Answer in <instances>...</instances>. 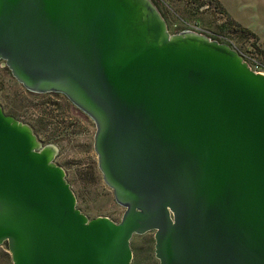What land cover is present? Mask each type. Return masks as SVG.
<instances>
[{"label": "water", "instance_id": "water-1", "mask_svg": "<svg viewBox=\"0 0 264 264\" xmlns=\"http://www.w3.org/2000/svg\"><path fill=\"white\" fill-rule=\"evenodd\" d=\"M0 59L96 124L119 222L78 207L59 149L0 105V245L13 264H264V73L231 44L171 33L153 0H0Z\"/></svg>", "mask_w": 264, "mask_h": 264}, {"label": "rangeland", "instance_id": "rangeland-1", "mask_svg": "<svg viewBox=\"0 0 264 264\" xmlns=\"http://www.w3.org/2000/svg\"><path fill=\"white\" fill-rule=\"evenodd\" d=\"M153 1L171 33L193 29L264 60V0ZM0 105L7 115L29 124L43 145L58 147L54 162L65 170L77 207L89 219L107 216L121 220L126 208L116 201L113 189L103 179L94 149L97 128L89 116L64 94L28 90L1 59ZM131 247L134 264H159L154 231L135 234ZM0 264H13L7 243L0 245Z\"/></svg>", "mask_w": 264, "mask_h": 264}, {"label": "built area", "instance_id": "built-area-1", "mask_svg": "<svg viewBox=\"0 0 264 264\" xmlns=\"http://www.w3.org/2000/svg\"><path fill=\"white\" fill-rule=\"evenodd\" d=\"M239 51V50H238ZM240 52V51H239ZM241 53V52H240ZM242 54V53H241ZM244 59L249 63L250 67L256 71L264 73V60H261L255 56L252 55H245L242 54Z\"/></svg>", "mask_w": 264, "mask_h": 264}, {"label": "crops", "instance_id": "crops-1", "mask_svg": "<svg viewBox=\"0 0 264 264\" xmlns=\"http://www.w3.org/2000/svg\"><path fill=\"white\" fill-rule=\"evenodd\" d=\"M218 2L221 3L220 0H218ZM250 32H253V31H250ZM253 33H254V32H253Z\"/></svg>", "mask_w": 264, "mask_h": 264}, {"label": "trees", "instance_id": "trees-1", "mask_svg": "<svg viewBox=\"0 0 264 264\" xmlns=\"http://www.w3.org/2000/svg\"><path fill=\"white\" fill-rule=\"evenodd\" d=\"M248 32V31H247Z\"/></svg>", "mask_w": 264, "mask_h": 264}]
</instances>
